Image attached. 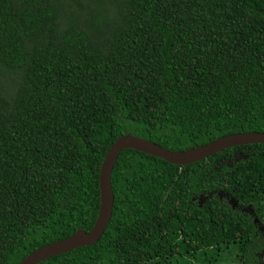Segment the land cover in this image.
I'll use <instances>...</instances> for the list:
<instances>
[{
    "label": "trees",
    "instance_id": "trees-1",
    "mask_svg": "<svg viewBox=\"0 0 264 264\" xmlns=\"http://www.w3.org/2000/svg\"><path fill=\"white\" fill-rule=\"evenodd\" d=\"M238 133H264V0H0V264L92 228L118 138ZM111 188L98 242L39 264H262L264 145L124 150Z\"/></svg>",
    "mask_w": 264,
    "mask_h": 264
},
{
    "label": "water",
    "instance_id": "water-1",
    "mask_svg": "<svg viewBox=\"0 0 264 264\" xmlns=\"http://www.w3.org/2000/svg\"><path fill=\"white\" fill-rule=\"evenodd\" d=\"M255 144L264 145V133L227 135L206 145L185 151H169L155 143L132 135L118 138L107 150L100 166L98 176L100 204L92 228L89 231L77 230L66 239L42 246L27 255L19 264H39L49 258L66 254L78 248L90 247L98 242L112 217L114 197L111 188V174L122 151L135 150L172 165L186 166L226 149Z\"/></svg>",
    "mask_w": 264,
    "mask_h": 264
},
{
    "label": "rangeland",
    "instance_id": "rangeland-1",
    "mask_svg": "<svg viewBox=\"0 0 264 264\" xmlns=\"http://www.w3.org/2000/svg\"><path fill=\"white\" fill-rule=\"evenodd\" d=\"M244 156V154H242V153H236L234 156H232V160L233 161H236V160H238V159H240V158H242ZM231 159V158H230ZM228 160V161H226V164H231V160ZM224 195V194H223ZM233 204H235V202L233 201ZM262 229V231L264 230V228L262 227L261 228ZM261 262H262V264H264V253L261 255ZM219 264H224V262L223 261H221Z\"/></svg>",
    "mask_w": 264,
    "mask_h": 264
}]
</instances>
